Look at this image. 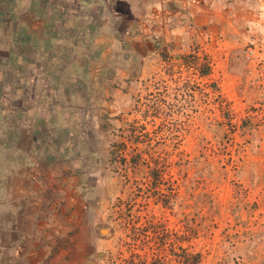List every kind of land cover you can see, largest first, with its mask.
Returning <instances> with one entry per match:
<instances>
[{
    "label": "rangeland",
    "instance_id": "374dc122",
    "mask_svg": "<svg viewBox=\"0 0 264 264\" xmlns=\"http://www.w3.org/2000/svg\"><path fill=\"white\" fill-rule=\"evenodd\" d=\"M79 1L0 0V147L75 167L70 264H264V0L158 45L69 38Z\"/></svg>",
    "mask_w": 264,
    "mask_h": 264
},
{
    "label": "crops",
    "instance_id": "0c3cea01",
    "mask_svg": "<svg viewBox=\"0 0 264 264\" xmlns=\"http://www.w3.org/2000/svg\"><path fill=\"white\" fill-rule=\"evenodd\" d=\"M219 5L218 0H84L68 9L79 16L68 17L65 25L81 29L68 37L83 44L89 40L103 45L123 36L132 45H158L164 37L173 40L187 31L188 23L207 25ZM59 7L57 3L56 12ZM92 30L97 34L91 36ZM73 106V101L61 105ZM7 151H2V160ZM5 161L0 175V264H70L67 243L74 244L75 235H69L82 228L88 206L84 196L75 197L83 189L75 167L61 166L59 171L48 163L52 160L17 165L9 164L13 159Z\"/></svg>",
    "mask_w": 264,
    "mask_h": 264
},
{
    "label": "trees",
    "instance_id": "16d2710c",
    "mask_svg": "<svg viewBox=\"0 0 264 264\" xmlns=\"http://www.w3.org/2000/svg\"><path fill=\"white\" fill-rule=\"evenodd\" d=\"M227 1H231V0H227ZM192 57H193V59H197V58H195L196 56H192ZM199 76L201 78H206V77L209 76V64L205 63V64H203V66H201L199 68ZM10 131L11 132L9 133V136H8L9 139L10 138L13 139V136L14 135L16 136V135L19 134V131L16 130L14 126H12V128L10 129ZM16 142H18V140H16ZM1 147H2V145H1ZM1 147H0L1 151L2 150H6V149L1 148ZM192 258L193 259L191 260V264H196L197 263L198 256L197 255H194ZM140 264H142V263H140Z\"/></svg>",
    "mask_w": 264,
    "mask_h": 264
},
{
    "label": "water",
    "instance_id": "95a60500",
    "mask_svg": "<svg viewBox=\"0 0 264 264\" xmlns=\"http://www.w3.org/2000/svg\"><path fill=\"white\" fill-rule=\"evenodd\" d=\"M103 231H106V230H101L100 234H106V233H102Z\"/></svg>",
    "mask_w": 264,
    "mask_h": 264
}]
</instances>
